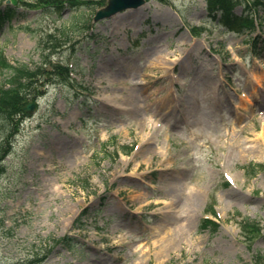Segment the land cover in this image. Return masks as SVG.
I'll use <instances>...</instances> for the list:
<instances>
[{"label":"rangeland","instance_id":"obj_1","mask_svg":"<svg viewBox=\"0 0 264 264\" xmlns=\"http://www.w3.org/2000/svg\"><path fill=\"white\" fill-rule=\"evenodd\" d=\"M168 1L91 31L95 10L23 5L26 19L0 28L14 64L49 53L72 64L79 87L57 78L30 95L38 108L0 177V264H253L264 254V235L250 247L239 226L264 228V168L244 169L264 161L234 147H264V22L254 48L222 33L205 0ZM195 26L204 29L192 36ZM65 27L76 41L44 51L42 38ZM211 197L215 235L200 230ZM65 236L71 249L54 243Z\"/></svg>","mask_w":264,"mask_h":264},{"label":"trees","instance_id":"obj_2","mask_svg":"<svg viewBox=\"0 0 264 264\" xmlns=\"http://www.w3.org/2000/svg\"><path fill=\"white\" fill-rule=\"evenodd\" d=\"M16 6L7 7L4 10L0 8V24L3 19L13 18L17 14V5L19 0H14ZM39 5L49 3L60 4L58 0H34ZM164 1V0H160ZM70 6L78 7L81 5H92L94 2L83 0H68ZM96 4H99L96 3ZM209 14L213 18L220 16V20L230 30H241V27L253 28L252 16H237L233 8L235 0H207ZM250 6L264 10V0H253ZM63 4H61V8ZM257 12V11H256ZM60 73L67 74V67H59ZM12 71V76L6 84L0 86V174L4 171V159L11 151L13 136L18 132L20 119L23 115L22 106L26 101V94L31 87L29 83L35 77L37 71H32L26 66L15 67L11 65L3 55H0V71ZM7 85V87H5ZM203 227H212L213 231L217 230V224L211 220H203ZM246 238L250 239L251 233L258 232L259 227L254 223L245 222L242 225ZM258 256L255 264H262L263 257Z\"/></svg>","mask_w":264,"mask_h":264},{"label":"water","instance_id":"obj_3","mask_svg":"<svg viewBox=\"0 0 264 264\" xmlns=\"http://www.w3.org/2000/svg\"><path fill=\"white\" fill-rule=\"evenodd\" d=\"M143 3V0H111L110 5L106 10L98 12L96 19L110 16L122 9L128 7H137ZM27 110H32V105H28Z\"/></svg>","mask_w":264,"mask_h":264},{"label":"bare ground","instance_id":"obj_4","mask_svg":"<svg viewBox=\"0 0 264 264\" xmlns=\"http://www.w3.org/2000/svg\"><path fill=\"white\" fill-rule=\"evenodd\" d=\"M242 103L244 105H246L247 107L252 105V102L249 99H245L244 101H242ZM238 119H240V118H238ZM232 129H233V131H235L236 127L234 126V128H232ZM262 140H264V137ZM234 147H237V150H240L241 154L253 156L259 161L260 160L264 161V147L263 146H258V147L247 146L246 147V145L244 146L243 141H242V142H238L236 145H234ZM160 202L161 201L159 200L156 203H160ZM164 203H168V202L166 201ZM168 204H170V203H168Z\"/></svg>","mask_w":264,"mask_h":264}]
</instances>
